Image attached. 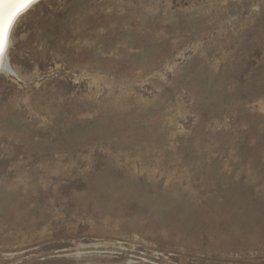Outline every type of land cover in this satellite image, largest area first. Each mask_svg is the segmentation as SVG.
<instances>
[{
	"label": "rangeland",
	"instance_id": "1",
	"mask_svg": "<svg viewBox=\"0 0 264 264\" xmlns=\"http://www.w3.org/2000/svg\"><path fill=\"white\" fill-rule=\"evenodd\" d=\"M15 26L0 264H264V0H43Z\"/></svg>",
	"mask_w": 264,
	"mask_h": 264
},
{
	"label": "snow or ice",
	"instance_id": "2",
	"mask_svg": "<svg viewBox=\"0 0 264 264\" xmlns=\"http://www.w3.org/2000/svg\"><path fill=\"white\" fill-rule=\"evenodd\" d=\"M38 0H4L0 11V68L4 66L15 21L28 12Z\"/></svg>",
	"mask_w": 264,
	"mask_h": 264
},
{
	"label": "bare ground",
	"instance_id": "3",
	"mask_svg": "<svg viewBox=\"0 0 264 264\" xmlns=\"http://www.w3.org/2000/svg\"><path fill=\"white\" fill-rule=\"evenodd\" d=\"M41 1H43V0L38 1V3H40ZM3 3H4V0H0V6H2ZM38 3H37V4H38ZM37 4H36V5H37ZM34 6H35V5H34ZM34 6H33V7H34ZM33 7H32V8H33ZM32 8H31V9H32ZM0 11H2V7H0ZM29 11H30V10H29ZM29 11H28V12H29ZM26 13H27V12H26ZM26 13H25V14H26ZM25 14H24V15H25ZM24 15H22V16H24ZM22 16H20V17L17 19V21L14 23V26H13V29H12V32H11V37H10V45H11L12 35H13V32H14L15 27H16L15 25H17L18 20H19ZM8 69H9V67H8V55H7L6 60H5V64H4V68L2 69V71H3V72L9 71Z\"/></svg>",
	"mask_w": 264,
	"mask_h": 264
},
{
	"label": "water",
	"instance_id": "4",
	"mask_svg": "<svg viewBox=\"0 0 264 264\" xmlns=\"http://www.w3.org/2000/svg\"><path fill=\"white\" fill-rule=\"evenodd\" d=\"M38 1H40V0H38ZM24 14H25V13H24ZM24 14H23V15H24ZM21 16H22V15H21ZM18 18H19V17H18ZM18 18H17V19H18ZM16 21H17V20H16ZM16 21H15V22H16ZM0 69H3V67H2V68H0ZM12 75H13V74H12Z\"/></svg>",
	"mask_w": 264,
	"mask_h": 264
}]
</instances>
